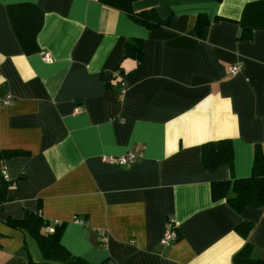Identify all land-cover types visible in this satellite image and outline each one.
I'll use <instances>...</instances> for the list:
<instances>
[{"label": "crops", "instance_id": "0c3cea01", "mask_svg": "<svg viewBox=\"0 0 264 264\" xmlns=\"http://www.w3.org/2000/svg\"><path fill=\"white\" fill-rule=\"evenodd\" d=\"M131 7L166 22L147 26L101 0H0V154L12 152L0 264L44 261L21 225L28 213L61 225L62 245L90 264H232L242 221L264 260V207L237 212L211 195L214 181L248 177L264 149V0ZM128 41L141 44L139 62ZM120 69L123 99L111 85ZM219 139L232 143L231 170L203 165L202 145ZM141 150L127 166L105 161ZM170 217L179 237L162 246Z\"/></svg>", "mask_w": 264, "mask_h": 264}, {"label": "trees", "instance_id": "16d2710c", "mask_svg": "<svg viewBox=\"0 0 264 264\" xmlns=\"http://www.w3.org/2000/svg\"><path fill=\"white\" fill-rule=\"evenodd\" d=\"M102 2L125 10L136 21L147 26L157 27L163 25L166 20L158 18L153 12L132 10L133 0H101ZM201 18L198 20V28L202 27ZM126 55H132L138 62L141 60L142 49L139 41H128L125 44ZM124 77V71L118 70ZM116 82V80H115ZM112 82V87L115 86ZM14 153V152H13ZM12 152L0 154V166L5 157ZM202 161L205 169L215 170L221 167L232 169L233 148L230 139H219L208 141L202 145ZM3 178V176L0 175ZM211 195L214 200L225 199L237 212L246 207H264V149L256 145L253 155V165L248 177L231 178L211 183ZM21 225H26L30 233L34 235L43 253L44 261L32 264H90L82 257L71 254L61 243V225L48 229V223L40 215L28 213ZM253 224L250 221H242L235 230L245 242L243 246L233 255L232 264H264V260L253 255V244L250 242L249 234ZM47 228V229H46Z\"/></svg>", "mask_w": 264, "mask_h": 264}, {"label": "built area", "instance_id": "2783aa9c", "mask_svg": "<svg viewBox=\"0 0 264 264\" xmlns=\"http://www.w3.org/2000/svg\"><path fill=\"white\" fill-rule=\"evenodd\" d=\"M41 58L44 62H50L52 61V57L50 56V54L48 52H43L41 55ZM240 69V65L238 63H234L229 65L228 70L231 73H235ZM114 81L116 80V84H115V88H116V94L118 96V98L123 99L128 91V85L126 84L124 77H122V75L119 73L118 70L114 71V75H113ZM13 100L11 98L10 95H7L6 98L3 100V103L5 104H9L11 103ZM82 111V108L77 106L74 109L75 113H79ZM143 156V152L142 150L139 152H134V151H127L126 153H124L123 155L120 156H109L105 158V161H108L110 163H113L114 165H118V166H127L130 165L132 163H134L138 158ZM0 174L2 176H4L6 174V171L4 169V167L0 166ZM1 205V202H0ZM81 222H84L83 220H80ZM100 236V242L104 243L106 241V231L105 230H101L99 233ZM179 237V233H178V229H177V225L174 221L173 218H168L167 222H166V226H165V230L164 233L159 241V243L162 246H168L170 245L172 242H174L177 238ZM1 239V236H0Z\"/></svg>", "mask_w": 264, "mask_h": 264}]
</instances>
